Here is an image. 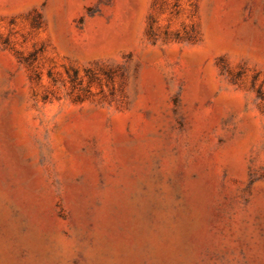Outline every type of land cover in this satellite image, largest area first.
I'll return each mask as SVG.
<instances>
[{"label": "rangeland", "instance_id": "1", "mask_svg": "<svg viewBox=\"0 0 264 264\" xmlns=\"http://www.w3.org/2000/svg\"><path fill=\"white\" fill-rule=\"evenodd\" d=\"M0 264H264V0H0Z\"/></svg>", "mask_w": 264, "mask_h": 264}]
</instances>
